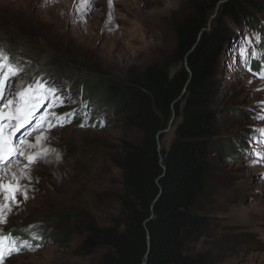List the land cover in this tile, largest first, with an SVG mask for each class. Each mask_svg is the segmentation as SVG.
Masks as SVG:
<instances>
[{
  "label": "rangeland",
  "instance_id": "obj_1",
  "mask_svg": "<svg viewBox=\"0 0 264 264\" xmlns=\"http://www.w3.org/2000/svg\"><path fill=\"white\" fill-rule=\"evenodd\" d=\"M201 1L209 2L111 0L109 7V0H94L89 8L92 0H0V47L21 69L0 90V113L8 116L13 106L7 102L23 88L45 96L30 125L15 131L6 124L3 131H15L25 153L48 150L31 167L23 156L7 169L0 165V183L21 186L10 208L0 191V237L11 238L0 264L100 263L103 248L82 256L79 247L89 224L118 220L122 143L138 142L140 134L124 118L87 105L74 94L70 76L81 72L127 83L149 65L167 62L177 26ZM258 2L261 11H249V18L220 19L226 43L213 80L220 120L207 188L195 206L207 228L188 247L208 264H264V119L258 118L264 116V79L254 75L264 68H251L264 59V0ZM219 16L215 11L209 17L211 27ZM180 120L174 116L163 131L165 150ZM9 244L21 251L9 254Z\"/></svg>",
  "mask_w": 264,
  "mask_h": 264
},
{
  "label": "trees",
  "instance_id": "obj_2",
  "mask_svg": "<svg viewBox=\"0 0 264 264\" xmlns=\"http://www.w3.org/2000/svg\"><path fill=\"white\" fill-rule=\"evenodd\" d=\"M254 10L261 11L258 0L201 1L177 26V44L167 62L149 65L127 83L81 72L70 76L74 94L87 105L124 118L140 134L138 142L122 143L118 220L104 227L89 224L80 255L103 248L99 264H208L188 247L207 228L195 206L207 188L212 137L220 120L213 106L214 72L226 43L220 19L238 22ZM215 11L220 16L211 27ZM251 68L261 72L264 59L254 60ZM174 116L181 120L165 150L162 134Z\"/></svg>",
  "mask_w": 264,
  "mask_h": 264
},
{
  "label": "snow or ice",
  "instance_id": "obj_3",
  "mask_svg": "<svg viewBox=\"0 0 264 264\" xmlns=\"http://www.w3.org/2000/svg\"><path fill=\"white\" fill-rule=\"evenodd\" d=\"M94 4V0L88 3V7L91 8ZM78 8L81 5H77ZM109 7H111V0H109ZM20 67L14 63L12 59L9 58L7 51L0 47V90L6 91L9 85V81L18 75L20 72ZM254 75H258L259 78L264 79V74L262 73H254ZM49 91H51L49 89ZM45 96L42 92L37 89L32 88L31 86L27 88H23L16 93V96L13 100L8 101V105L13 106L12 111L5 118L3 113H0V165H4L5 169L10 166L13 162L16 161L18 156H23L27 160V167H31L32 165L37 164L41 160L45 158L48 150L42 149L35 153H25L20 149L16 141L15 131H19L21 128H24L27 123L31 122V117L35 110V106L40 104L41 100H44ZM259 119H264V116L258 117ZM9 125L15 131H10L5 134L3 131L5 125ZM62 126V125H61ZM84 127L83 124L80 125ZM49 127H52L50 124ZM37 143L41 142V137H37ZM46 139V137L44 138ZM20 143H24L23 140ZM29 147H34V145H29ZM57 159L59 156L57 155ZM21 189V186L18 182L13 185L10 181L8 185H4L0 183V191L5 193V200L8 201L7 207L10 208L11 203L15 202L14 192ZM24 199H27V192H23ZM0 207H4V205H0ZM6 239H11L10 237H0V258H2V253L4 251V246L2 241ZM24 247H28L27 244ZM7 250L9 254L12 252H20L21 248L14 246L13 244H9L7 246Z\"/></svg>",
  "mask_w": 264,
  "mask_h": 264
},
{
  "label": "bare ground",
  "instance_id": "obj_4",
  "mask_svg": "<svg viewBox=\"0 0 264 264\" xmlns=\"http://www.w3.org/2000/svg\"><path fill=\"white\" fill-rule=\"evenodd\" d=\"M18 5H19V4H16L15 6H16L17 9L19 10ZM13 12H14V9L12 8V9H11V13H13ZM18 12H19V11H18Z\"/></svg>",
  "mask_w": 264,
  "mask_h": 264
},
{
  "label": "water",
  "instance_id": "obj_5",
  "mask_svg": "<svg viewBox=\"0 0 264 264\" xmlns=\"http://www.w3.org/2000/svg\"><path fill=\"white\" fill-rule=\"evenodd\" d=\"M173 118V117H172Z\"/></svg>",
  "mask_w": 264,
  "mask_h": 264
}]
</instances>
